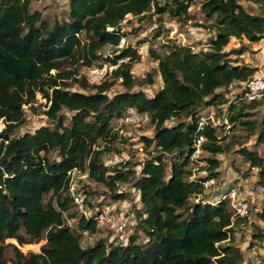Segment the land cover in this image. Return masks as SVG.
I'll list each match as a JSON object with an SVG mask.
<instances>
[{
	"label": "trees",
	"instance_id": "16d2710c",
	"mask_svg": "<svg viewBox=\"0 0 264 264\" xmlns=\"http://www.w3.org/2000/svg\"><path fill=\"white\" fill-rule=\"evenodd\" d=\"M194 1L172 0L163 5L157 0H70L68 17L50 26L40 11L30 10L31 0H0V118L6 124L0 132V264H246L238 246L223 244L231 240L235 224L228 200L191 199L205 191V180L219 176L217 155L229 149L212 123L199 131L200 109L224 104L223 93L217 89L245 82L257 72L238 58H229L225 48L232 37L251 42L264 37V0H256L261 7L256 14L240 0H203L202 12L207 19L214 17L209 27L216 34L207 49L172 42L163 44L169 46L168 52L153 51L163 87L152 97L143 90L132 91L133 64L141 59L137 47H125L107 58L117 65L111 81L91 84L85 75L78 76V70L64 71L65 64L79 60L91 66L103 58L99 50L119 45L128 34L120 24L128 15L141 18L154 9L161 21L166 12L188 21ZM233 53L240 55L243 50L234 48ZM127 57L128 61L119 63ZM120 78L127 90L111 97L108 91ZM67 79L89 92L69 89ZM38 93L49 103L44 113L52 126L13 135L26 120L23 106L33 103ZM259 105H264V98L231 106L228 117L252 133L258 129V141L264 144V116L242 118L251 113L243 110ZM129 107L148 114L155 125L154 136L142 137L154 150L139 172L123 162L107 166L102 159L105 150L114 149L122 137L113 122ZM65 108L72 112L70 117L63 114ZM182 117L185 120L166 125ZM201 133L206 138L202 149L211 154L209 174L189 179L195 138ZM52 151L57 157L49 156ZM239 153L250 168L260 167L264 185V158L246 147ZM75 167L107 185L115 200L127 196L118 192L119 183L133 182L143 204L137 226L147 235L146 243L134 233L126 244L100 238L82 246L84 231H98L100 210L89 216L65 214L73 202L68 172ZM50 193L51 199L45 202ZM257 216L261 223L254 224L252 238L264 243V200ZM43 238L39 252L25 253L6 242L15 239L24 245Z\"/></svg>",
	"mask_w": 264,
	"mask_h": 264
},
{
	"label": "rangeland",
	"instance_id": "374dc122",
	"mask_svg": "<svg viewBox=\"0 0 264 264\" xmlns=\"http://www.w3.org/2000/svg\"><path fill=\"white\" fill-rule=\"evenodd\" d=\"M69 1L31 0L30 10L32 12L40 11L42 19L52 26L56 19L68 17ZM157 1L163 5L167 4V2H172V0ZM202 1L195 0L192 3L189 9L190 19L188 21L168 12L164 13L161 21L158 19V14L155 13L154 9L141 18L128 15L126 21L121 24L128 34L121 40L119 45H108L99 50V54H103V58L95 62L93 67H102L107 64L108 73L104 80L111 81L114 77H112L110 61L107 58H113L115 54H118L125 47H137L141 59L133 64L132 73L135 77V82L132 91L143 90L148 96L152 97L156 91L163 87V79L158 67L159 62L153 58V51L159 53L168 52L170 48L167 44L172 42L192 46L194 50L207 49L210 38L216 34L217 30L214 27H209L213 23L214 17L206 18L202 12ZM240 3L251 13L261 12L260 4L256 0H240ZM128 19L129 21H127ZM197 22L204 23L205 26H199ZM157 34L160 35L158 38ZM145 39H149V41H144ZM164 43L167 44L163 45ZM234 48L242 49L243 53L240 55L233 53ZM225 51L230 52L228 57L232 60L233 58H238L239 63L256 67L257 72L255 75L264 72V37L258 42H251L246 38L238 39L232 37ZM128 59L126 58L125 60L128 61ZM69 63L65 64L64 71L78 70V76L85 75L87 66L82 65L83 60H79L74 64ZM52 72L54 73L55 70ZM150 78L153 80L152 83L149 82ZM66 81L69 82V89L84 91L78 84H73L71 79ZM122 81V78L117 79L108 91L111 97L127 90ZM90 83L99 84L101 82ZM244 88L245 82L238 81L227 88H219L217 92L223 93V98L226 102L224 104L204 106L200 109V120L203 117L206 122L216 126L221 143L224 145L229 144V149L217 155L220 160V167L218 168L219 176L213 177L216 179L214 184L206 188L201 195L193 197L191 202L204 200L215 203L226 192V188L237 186L241 197L246 198L249 203V214L246 218L234 217L235 224L231 240L223 244L232 242L238 246L244 253L246 264H261L264 261V243L253 241L252 238L254 224L261 223L257 216V212L264 200V185L260 177L261 169L260 167L250 168L249 162L239 153V149L246 147L250 150H257L264 158V144L258 141V129L252 133L238 121L235 123L231 122L228 117L231 112V106H240V104L247 103L242 97ZM48 105L47 99L41 93H38L33 103L23 106L26 120L12 134L22 135L26 132H34L43 125L52 126V121L44 113ZM242 112H251L249 115L242 116L244 120L260 119L264 116V105H259L255 109H245ZM63 114L70 117L72 112L65 108ZM181 120H185V118H172L166 122V125L171 126ZM5 127L4 120L0 118V132ZM114 128L119 130V134L122 137L116 141L114 149L105 150L102 158L103 163L107 166H112L123 162L139 172L145 159L150 157L149 153L154 150V145L146 146L142 137L154 136L155 125L151 122L148 114L144 113V120L139 124H125L122 126L114 124ZM101 144L104 148L105 144ZM49 156L51 158L57 157V152L52 151ZM209 156L211 154L203 150L195 162L190 159L189 168L192 170L193 175L189 179H198L209 174L206 169ZM262 167H264V161ZM118 188V192L127 194L126 199L115 200L109 187L90 177L87 170H82L74 175L73 190L84 191L87 195V201L82 207L70 202V207L65 212L66 215L77 212L79 217L81 212L85 213L84 211H88L90 215V212L93 214L96 210L101 211L107 205L116 204V207L111 209L109 213L111 216L109 220L103 224L99 223L98 231L95 234L82 235V246H91L100 238L106 239L108 242L126 244L129 241V237L134 233L139 234V242L146 243L148 241L147 235L137 226L139 222L138 213L143 210L139 191L133 186V182H121ZM51 197V193L47 194L45 202ZM45 241L41 240L39 243L20 245L15 239L6 240L8 243L16 244L25 253L30 251L39 252L41 245ZM7 249V256L11 258V247Z\"/></svg>",
	"mask_w": 264,
	"mask_h": 264
},
{
	"label": "built area",
	"instance_id": "2783aa9c",
	"mask_svg": "<svg viewBox=\"0 0 264 264\" xmlns=\"http://www.w3.org/2000/svg\"><path fill=\"white\" fill-rule=\"evenodd\" d=\"M153 1H155V0H153ZM124 21H126V19L122 20V22H124ZM122 22L120 24H122ZM110 29H113V28H110ZM125 59L126 58L120 59L119 63L126 62L127 60H125ZM116 67H117V65L111 64V61H110L111 73H112V70ZM107 73H108L107 64H105L102 67H93V64H92L91 66H87L85 75H86V78L88 79L89 82H92V83L97 82L98 83V82H102V80H104V77L106 76ZM243 92H244V99L247 102L261 100L262 98H264V72H261L257 75H254L253 77H251L247 81H245V88H244ZM143 120H144V113H140L135 108L129 107L122 116H120L114 120V124H120V126L125 125V124H135V123L139 124ZM207 123L208 122L205 121V118L202 117V120L199 122V131H202ZM205 139L206 138H205L203 133L199 134L195 138V149H194V152L191 156V160L193 162H195L197 160V158L200 156V154L203 152L202 144L205 141ZM7 142L8 141L5 140V143H7ZM81 171H82V169L75 167L68 172V175L70 178L69 185H70L72 200L75 204L82 207L86 201V198H87L86 193L84 191L81 192V191H74L73 190L74 175L77 173H80ZM214 180H216V179L213 177L205 180V182H204L205 188H209L211 185H213ZM220 199L228 200L229 208L232 211L234 217H246V216H248V214H249V203H248L246 198L241 197L240 192H239V188L237 186H231L229 188H226V192L223 193V195L221 196ZM219 200H216L215 203H217ZM115 207H116V204L107 205L104 207V209H102L99 212L100 214H99L98 220H99L100 224H103L107 220H109V217H111L109 213H110L111 209H113ZM84 212H85L84 213L85 215L89 216L88 211H84ZM90 214H92V213L90 212ZM68 222H69V220H68ZM83 234L89 235V232L86 230L83 232ZM42 240H46V239L43 238Z\"/></svg>",
	"mask_w": 264,
	"mask_h": 264
}]
</instances>
